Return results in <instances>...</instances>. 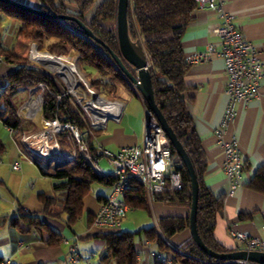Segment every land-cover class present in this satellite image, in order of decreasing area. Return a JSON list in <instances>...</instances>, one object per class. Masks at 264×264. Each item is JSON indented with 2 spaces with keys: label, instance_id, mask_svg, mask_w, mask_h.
<instances>
[{
  "label": "trees",
  "instance_id": "16d2710c",
  "mask_svg": "<svg viewBox=\"0 0 264 264\" xmlns=\"http://www.w3.org/2000/svg\"><path fill=\"white\" fill-rule=\"evenodd\" d=\"M40 1L44 11L73 15L81 19L106 46L88 36L75 20L46 17L0 0L1 13L21 20L15 43L11 47L0 44L4 61L15 66V69L5 76L6 86L0 93V120L13 129H21L22 117L14 97L20 89L31 88L32 93L43 95L44 117H58L78 125L80 131L85 132L84 140L95 154V138L100 136L102 128L93 126L88 114L74 96L65 93L66 87L59 75L29 59V50L33 43H37L38 48H45L56 54L67 55L73 51L78 54V61L92 88L117 97V88L122 86L140 95L119 70L109 52V49H112L117 54L121 53L117 33L118 0ZM197 8L196 0H130L129 33L134 41L141 42L144 46L150 64L155 101L189 154L198 176L197 227L200 236L216 251H233L242 248L241 244L224 245L215 236L216 220L223 216L224 212L225 195H216L205 182L208 158L185 97L184 75L189 69V64L185 60L182 37ZM126 65L135 73L130 64L126 62ZM40 83H44L47 88L42 89ZM58 139L64 151L73 149V143L66 132L58 134ZM3 149L4 144L0 141V152ZM172 151L174 162L180 163V155L173 147ZM40 169L43 174L54 179L55 194L49 196L39 193L38 199L42 209L26 211L21 207L17 208L11 215L10 224L16 225L21 232L47 231V243L50 245L58 244L63 238L61 232L55 230L45 217L62 219L65 214V224L68 227L74 225L84 213V199L90 193L92 185L97 182L114 186L118 180L112 174H99L80 154L56 168L45 170L40 166ZM180 171L183 189L169 190L157 194L156 198L169 193L173 199L187 200L191 204L190 175L185 166ZM246 186L264 195V164L256 169ZM56 194L61 196L60 204L57 203ZM98 198L104 197L99 195ZM123 198L132 207H148L144 187L136 180H131ZM94 216L95 213H87L89 225L93 224ZM250 216V213H241L239 218ZM159 225L161 233L155 225L137 231L110 230L97 233L96 236L102 237L106 242L104 258L112 260L115 264H139L135 239L140 233L155 243L160 250L170 252V246L165 241L166 236H173L189 227V216L165 217L159 221ZM179 248L183 251L175 249L172 259L181 264H211V260H216L204 252L192 236ZM2 260L0 257V262Z\"/></svg>",
  "mask_w": 264,
  "mask_h": 264
},
{
  "label": "crops",
  "instance_id": "0c3cea01",
  "mask_svg": "<svg viewBox=\"0 0 264 264\" xmlns=\"http://www.w3.org/2000/svg\"><path fill=\"white\" fill-rule=\"evenodd\" d=\"M16 1L32 8H41L42 5L40 0ZM219 2L223 4L226 11L234 14L237 27L256 45L264 60V0H218L217 3ZM1 14L3 13L0 12V44L4 47H11L15 43L21 20L5 14V18L2 19ZM221 22L222 18L217 6L198 7L194 12L193 20L187 25L182 37L185 55L194 51H204L210 44L215 45L219 50L221 48V38L215 30ZM14 69L13 64L7 63L4 59L0 60V93L6 86L5 76ZM184 83L186 86V101L208 158L205 182L216 195H225L223 216H219L216 220V238L224 245H233L235 241L228 231V225L230 224H233L239 230H248L254 236L263 237L264 195L251 190L246 186V183L252 179L256 169L264 164V78L261 81L260 96L238 104L237 117L227 128L228 134L238 139L245 164L242 185L233 194H228L229 181L223 170L224 156L214 136V129L220 124L228 103V95L225 91L227 73L223 57L219 53H214L211 60L189 64V69L184 75ZM128 91L130 98L116 95L125 102L122 116L119 121L109 119L106 125L102 127L100 136L95 138V143L99 146L117 150L124 145H141L143 143L146 102L141 95L131 90ZM18 110L21 117L24 116L20 111V107ZM110 120L114 121L113 125L110 124ZM29 132L31 131L24 130V127L12 132L10 126L0 120V141L4 144V149L0 152V187H6L9 191L12 190L8 186L7 174L4 171L6 165L4 153L9 157L8 165L11 164L12 168L15 163L19 164L18 169L13 168L15 171L22 170L23 167L30 169L29 165L38 166L39 168L41 166L46 170V161H42L31 154L22 143L21 133ZM22 159L28 160L27 166H24L27 163ZM101 160L108 167L107 170L101 165L103 170L106 174H110L113 171V166L106 157H100V164ZM42 175L48 176L43 173ZM24 177L22 173L19 178L21 186L18 188V195L12 194V198L5 200L0 196V200H3L2 205H4L0 204V257L3 259L9 258L10 264H67L68 243L62 240L58 244L50 245L47 243L49 236L47 231L43 233H38L35 230L21 232L16 225L10 224L11 215L17 208L21 207L26 211H40L42 209V204L38 199L39 193L49 196L55 194L53 189L54 179L49 176L52 189L47 185L45 186L46 179H43L45 181L43 184L44 190L37 193L31 192L25 196L24 201H20L19 197ZM103 185V187H99L98 191L100 192L97 193V197L90 194L93 189L92 185L90 193L84 199V213L86 210L87 213H96L104 198L112 193L114 186ZM36 186L37 184H33V187L36 188ZM99 195L104 198L99 199ZM56 196L58 198L57 203L60 204L61 196L59 194H56ZM147 206L144 209H147L150 214L152 212L153 223H149L146 227L156 223L157 230L158 226L160 227L159 221L162 218L169 216L186 218L190 212V203L187 200H175L172 194L169 193L164 197L155 198L152 203L147 201ZM136 208L142 207L131 206V209ZM241 213H250L251 216L240 219ZM65 218V214L62 215V219L45 217L51 226L60 232L65 231L67 228L72 229L73 225L68 227L65 224ZM85 225L80 231H73L72 234L61 233L62 238H67L71 242L77 241L81 246L79 239H89V241L93 238L103 239L96 236L97 233L102 231H128L120 230L123 222L119 228L115 229L100 228L94 224L89 225L87 214ZM141 228L144 227L137 230ZM137 236L135 246L138 252L139 264H181L173 260L172 256L174 250L178 249L183 242L191 237V232L190 227H187L174 234L172 237L175 243L165 239L170 246V252L160 250L155 243L146 239L143 233ZM96 239L94 243H97ZM19 242H22V245ZM104 246L106 254L105 240ZM154 251L166 255L172 261L168 263L158 261L151 254ZM87 252V249L83 252L81 250L82 259L87 258ZM105 254L101 257V260L109 263L110 259H105Z\"/></svg>",
  "mask_w": 264,
  "mask_h": 264
},
{
  "label": "built area",
  "instance_id": "2783aa9c",
  "mask_svg": "<svg viewBox=\"0 0 264 264\" xmlns=\"http://www.w3.org/2000/svg\"><path fill=\"white\" fill-rule=\"evenodd\" d=\"M217 1L196 0L198 7L217 6L222 22L217 26L215 32L221 38V48L217 50L215 45L210 44L204 51H194L186 54L185 60L188 64L207 61L212 59L214 53H219L224 59L227 73L225 91L228 95V103L220 124L214 129V136L224 156L223 170L229 181L228 194H233L242 185L245 164L240 143L235 136L228 134L227 128L237 117L238 104L260 96L261 81L264 78V60L256 45L237 27L234 14L226 11L223 4L217 3ZM3 59V54H0V60ZM47 70L60 76L66 87L65 93L74 96L75 100L88 114L93 126L102 128L109 119L117 121L121 119L125 106L122 99L115 97L121 101L120 104H123L119 115L106 114L100 110L101 107L93 103L92 100L98 93L91 87L86 78L84 81H77L71 87L59 72ZM81 82L84 84V88L80 86ZM39 86L42 89L47 88L44 83H40ZM79 87H81L80 90ZM29 90L32 95L23 102L22 107L33 100L35 94H39L41 96L40 113L41 116H44L42 93H32L31 88ZM58 98L60 99L61 96L59 95ZM22 107L20 109L21 113L37 122L34 116L36 107L27 111H23ZM47 120L48 124L40 126L38 130L21 133V139L24 147L31 154L42 161H50L49 166L51 168L70 162L78 154L84 156L99 174H106L100 164L101 156L106 157L113 166V171L110 174L116 176L118 180L112 193L104 198L95 213L93 224L97 227L115 229L121 226L123 218L131 209L130 204L123 198V194L132 179L144 187L146 199L149 203L154 201L157 194L169 190H181L184 187L181 171L176 169V163L173 159L171 142L158 118L147 105H145L144 141L141 145H124L117 150H111L96 144L95 154L84 140L85 132L80 131L78 125L71 121H63L58 117ZM10 130L13 132L16 129L10 127ZM63 132H66L73 143L71 151H64L59 142L58 134ZM13 168L18 169L19 164L15 163ZM262 229L264 232V223ZM158 231L162 232L159 226ZM228 231L235 243L241 244L242 248L264 251V235L263 237L254 236L250 231L239 230L233 224L228 225ZM63 241L69 244L68 263L78 264L83 257L79 243L77 241L71 242L67 238H64ZM19 244L22 245V242H19ZM178 250L183 251L180 248ZM151 254L162 263L172 261L171 258L160 252L154 251ZM92 256L93 254H88L87 258L90 259ZM210 263L264 264L249 259L211 260ZM0 264H10V259L5 258Z\"/></svg>",
  "mask_w": 264,
  "mask_h": 264
},
{
  "label": "water",
  "instance_id": "95a60500",
  "mask_svg": "<svg viewBox=\"0 0 264 264\" xmlns=\"http://www.w3.org/2000/svg\"><path fill=\"white\" fill-rule=\"evenodd\" d=\"M6 3L16 5L20 8L28 10L30 12L40 14L50 18L59 19H72L77 21L84 29L85 33L91 38L95 39L98 43L105 45V43L93 33V31L86 25L81 19L73 15L66 14H53L42 10L41 8H32L24 5L16 0H3ZM130 0H118L117 8V33L120 46V54H117L112 49H109L110 55L113 58L115 64L123 75L129 80L132 86L140 93L145 100L146 105L154 112L159 120V123L165 130L172 147L175 152L180 155L181 162L176 164V169L181 170L186 167L190 175L191 196L192 201L190 204L189 212V227L191 236L197 245L206 252L209 256L216 260H228V259H249L256 262L264 263V251L263 250H249L245 248H239L233 251H216L210 248L200 236L197 227V215L199 206V181L196 174L194 165L191 161L189 154L184 148L182 142L176 135L172 126L168 123L166 117L162 113L158 104L155 101L154 89L152 84V75L149 70V59L145 52L144 46L141 42L134 41L129 33L128 23V6ZM126 62L130 64L135 73L126 65Z\"/></svg>",
  "mask_w": 264,
  "mask_h": 264
},
{
  "label": "rangeland",
  "instance_id": "374dc122",
  "mask_svg": "<svg viewBox=\"0 0 264 264\" xmlns=\"http://www.w3.org/2000/svg\"><path fill=\"white\" fill-rule=\"evenodd\" d=\"M1 16H2V19L5 18L4 14H1ZM43 49H45V48H43ZM67 55L71 56L72 59H74L77 62L80 70L84 74V77L87 79L86 73H85L84 69L82 68V66L80 65V63L78 61V54L73 52V51H71ZM33 63L37 64L36 62H33ZM37 65L44 67L43 65H40V64H37ZM87 71H89V69H87ZM95 75H96V73H95ZM80 86L82 88H84V84L82 82L80 83ZM81 87H79V90L81 89ZM94 89L97 91V93H106L104 91H98L96 88H94ZM106 94H108V93H106ZM30 95H32V94L30 93L29 88L28 89L22 88L15 95L14 102L21 109V107L23 105V102H25L30 97ZM116 95L124 97V98H130L129 91L126 88L122 87V86H119L117 88ZM21 122H22V127H24V130H27V131L33 132V131H36V130H38L40 128V126L38 125L37 122L33 121L31 118H28V117L22 116ZM113 123H114V121L110 122V124H112V125H113ZM60 144H61V142H60ZM6 155L7 154L4 153V159H5V163H6L4 171L7 174L6 175V180L8 182V186H9V188L12 191L7 190L6 187H4V188L0 187V196L3 197V200L12 198V194L18 195V193H17L18 192V188L21 186V182H20L19 178L21 177L22 173L24 174L25 177H24V180L22 182V191H21V193H20L21 195L19 197L20 201H24L25 200L24 199L25 196H27L31 192L37 193V192H40L41 190H44L43 189V184H44L45 181H46L45 182L46 183L45 186L47 185V186H49L50 189H52L51 178L49 176H43L42 172H41V170H40V168L38 166H30L29 165L28 167H30L31 170L27 169L26 167H23L22 170L15 171V170H13L11 164L8 165L9 164V157L6 156ZM22 161L27 163V164H24V166L28 165V160L27 159H22ZM46 163H47L46 169L51 168L49 166L50 161H46ZM101 165L103 166L104 169L108 170V167L104 163L103 160H101ZM43 179H46V180L43 181ZM33 184L34 185L37 184L36 188L33 187ZM103 186L104 185L102 183H97V182L94 183L92 192L90 194L94 195L95 197H97V193L100 192V191H98L99 187H103ZM3 200H0V204L1 205L3 204L2 203ZM2 206H4V205H2ZM86 214H87V210L84 213V215L81 217V219H79L72 226V229L71 228H67L65 231H63L61 233H63V234H72L73 231H80L82 227L84 228L86 226L85 225V223H86ZM152 216H153L152 212L150 214L147 209H144V208L131 209L128 212V214L126 215V217L123 218V221H122L123 222V226L120 228V230L133 231V230L139 229L140 227H146L149 223H153V220H152L153 217ZM154 225H155V227H157L156 223H154ZM166 237H167V240H169L170 242L175 243V241L173 240L172 236H166ZM95 239L96 238H93V240H90V241H89V239H79V242H80V245H81L80 246L81 247L80 251L82 250V252H83V250L87 249V251L89 253L93 254V256L90 259H88V258L81 259L79 264H88V263H92V264H109V263L115 264L112 260H110L109 263L106 262V261L101 260V257L105 254L104 240L101 239V238L99 240L96 239L97 243H94ZM91 241H93V242H91ZM88 252L86 254H89ZM87 261H89V262H87Z\"/></svg>",
  "mask_w": 264,
  "mask_h": 264
},
{
  "label": "bare ground",
  "instance_id": "6f19581e",
  "mask_svg": "<svg viewBox=\"0 0 264 264\" xmlns=\"http://www.w3.org/2000/svg\"><path fill=\"white\" fill-rule=\"evenodd\" d=\"M29 58L47 69L59 72L71 87L74 86L77 81L85 80L84 74L80 70L77 62L69 55L56 54L47 49H40L37 44L34 43L30 47ZM40 101L41 96L35 94L33 100L24 105L22 110L27 111L36 107V113H34L36 121L39 126H44L48 124V120L44 116H41ZM92 101L96 106L101 107L100 110L106 114L119 115L123 105L120 104V100L106 93L96 94Z\"/></svg>",
  "mask_w": 264,
  "mask_h": 264
}]
</instances>
